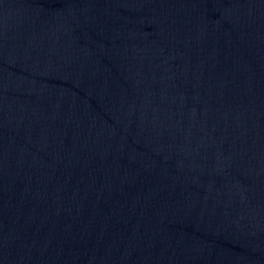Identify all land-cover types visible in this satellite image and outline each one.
<instances>
[{
    "label": "water",
    "instance_id": "1",
    "mask_svg": "<svg viewBox=\"0 0 264 264\" xmlns=\"http://www.w3.org/2000/svg\"><path fill=\"white\" fill-rule=\"evenodd\" d=\"M0 264H264V0H0Z\"/></svg>",
    "mask_w": 264,
    "mask_h": 264
}]
</instances>
